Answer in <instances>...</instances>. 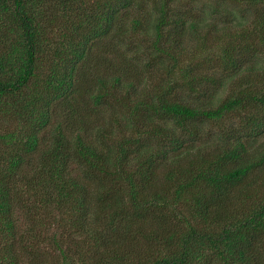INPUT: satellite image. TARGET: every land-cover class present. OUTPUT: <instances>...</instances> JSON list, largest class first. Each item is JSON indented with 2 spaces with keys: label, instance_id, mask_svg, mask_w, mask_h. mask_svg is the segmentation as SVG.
I'll return each instance as SVG.
<instances>
[{
  "label": "trees",
  "instance_id": "obj_1",
  "mask_svg": "<svg viewBox=\"0 0 264 264\" xmlns=\"http://www.w3.org/2000/svg\"><path fill=\"white\" fill-rule=\"evenodd\" d=\"M228 1L233 19L264 24V0ZM175 3L0 0V241L17 237V201L34 198L80 228L81 239L56 235L62 264H264V87L219 98L224 77L178 67L204 21ZM243 19L240 38L264 41V25L248 31ZM137 35L151 55L172 57L158 65L168 80L124 57ZM221 60L243 69L229 48ZM18 256L5 245L0 263H29Z\"/></svg>",
  "mask_w": 264,
  "mask_h": 264
},
{
  "label": "rangeland",
  "instance_id": "obj_2",
  "mask_svg": "<svg viewBox=\"0 0 264 264\" xmlns=\"http://www.w3.org/2000/svg\"><path fill=\"white\" fill-rule=\"evenodd\" d=\"M174 1L176 2L174 5L177 8L176 10L186 12V10L192 7V14L195 12V17H201L200 19L204 21L200 25L201 28H199L198 31L188 33L183 39L182 43L185 49L181 57H179L178 67L190 65L192 66L193 74L195 68V73L197 75H209L213 79L224 77V86L220 87L219 84H217L215 88L218 91L219 98L220 96L225 97L235 89H242L243 84L248 85V82H252L256 88L264 87V41L259 38V36H255V34L247 38H240L239 34L242 33L245 28L235 26L238 18L242 20L248 17L247 20H243L247 21V30L253 31L254 27L262 24L259 15H247L239 12V14H235L236 17L234 16L233 19L229 13L231 10L230 7L232 6L229 7L230 1L228 0H226L228 5L225 3L219 4L221 9L220 12H212L213 10L211 9V13L210 11H206L209 10L208 8H210L211 1L217 0ZM218 1L221 2V0ZM148 10L149 12L153 11L152 4H149ZM9 14L10 11L6 13L8 19L10 17ZM4 15L5 14L0 11V19H2ZM256 18L258 20L257 23ZM226 30L228 31L226 32ZM55 35L51 36L55 38ZM109 41V44H114L112 40ZM148 41L149 37L142 35H137L136 37L132 36V38L127 37V45L125 44V47H122V50L126 53L124 57L127 58L128 61H132V63L136 65V67H134L142 74H145L146 77L153 74L152 78L157 82L166 80V78L168 80L169 76L166 71L160 69L158 65L161 66L162 64L171 67L174 65L172 57L164 56L162 53L151 55L150 51L147 50V45H149ZM128 44H132V46ZM178 45L179 44L173 45V47L176 48ZM226 48L231 49L233 54H236L240 58V61L244 59L241 72L235 74L233 70L228 71V69L223 68V65L219 64L222 62L221 59ZM255 53L257 54L255 55ZM136 58H138V60H136ZM184 75L185 73L180 74L176 69L174 75L170 77H175L176 80L182 82ZM247 77L249 78L244 81L243 79ZM81 112H87V104L85 101L81 105ZM200 127L203 132L206 131L207 136L210 138L218 133V128L215 125H207V123H204ZM0 128V133H3L5 129L2 127ZM126 133L130 134L128 132ZM118 134L124 133L118 132ZM43 135L46 137L51 135V128L46 130ZM34 162L35 165L36 157L34 158ZM36 167L38 168V164L35 165V168ZM73 168L79 174H83L75 164H73ZM24 173L26 176L35 175L32 168L25 169ZM16 206L15 218L17 219V237L14 240L6 242L0 241V253L3 246L12 244L19 254L18 257L22 259L21 261L29 262L28 264H62L60 250L56 245L57 236H59L58 234L60 231L65 235L73 232L72 235L74 237H79V239H81L82 237L78 236L79 234L77 233L80 231V228L71 225L70 217H65L66 221L63 225V219H61L62 217L59 215L58 211L54 210L52 207L43 206L34 198L26 199L21 203L17 201ZM59 220L60 222L57 224ZM62 227L63 229H61ZM59 237L60 239L62 238L61 236ZM39 243H41L40 246L37 245ZM36 245L37 249L35 250L34 247ZM62 246H64L63 248L67 247L65 244Z\"/></svg>",
  "mask_w": 264,
  "mask_h": 264
}]
</instances>
